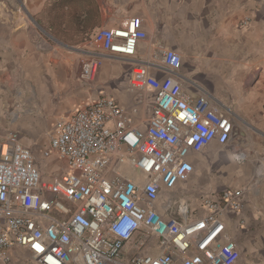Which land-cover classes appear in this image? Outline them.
<instances>
[{
  "label": "crops",
  "instance_id": "crops-1",
  "mask_svg": "<svg viewBox=\"0 0 264 264\" xmlns=\"http://www.w3.org/2000/svg\"><path fill=\"white\" fill-rule=\"evenodd\" d=\"M131 17H139L148 34L136 56L107 55L96 81L83 79L93 35ZM166 49L182 57L176 77L183 91L207 97L242 136L192 154L189 180L162 190L155 206L169 217L184 199L197 216L203 196L242 190L244 207L225 216L226 232L241 251L236 264H264V0H0V145L18 133L44 178L63 174L67 162L44 153L60 124L103 93L146 131L153 93L131 86V70L147 65L153 76L165 77ZM13 255L35 264L27 251Z\"/></svg>",
  "mask_w": 264,
  "mask_h": 264
},
{
  "label": "built area",
  "instance_id": "built-area-1",
  "mask_svg": "<svg viewBox=\"0 0 264 264\" xmlns=\"http://www.w3.org/2000/svg\"><path fill=\"white\" fill-rule=\"evenodd\" d=\"M147 39L139 17L99 29L89 41L93 53L85 59L81 77L96 81L105 56L135 57ZM181 67V55L166 49L160 64L165 77L156 78L147 65L132 68L131 86L153 93L146 131L136 128L127 110L104 93L62 122L44 153L67 162L61 175L44 178L18 133L4 139L0 264H23L15 259V249L29 252L35 264L237 263L241 251L226 232L225 216L243 209L242 190L203 196L204 212L197 216L184 199L169 217L155 206L162 190L173 191L189 180L192 154L233 138L230 116L207 97L183 91L176 77ZM171 210L167 207L166 214Z\"/></svg>",
  "mask_w": 264,
  "mask_h": 264
},
{
  "label": "water",
  "instance_id": "water-1",
  "mask_svg": "<svg viewBox=\"0 0 264 264\" xmlns=\"http://www.w3.org/2000/svg\"><path fill=\"white\" fill-rule=\"evenodd\" d=\"M238 136H242L241 129L238 126L235 125L234 128H233L232 137L235 138V137H238Z\"/></svg>",
  "mask_w": 264,
  "mask_h": 264
},
{
  "label": "rangeland",
  "instance_id": "rangeland-1",
  "mask_svg": "<svg viewBox=\"0 0 264 264\" xmlns=\"http://www.w3.org/2000/svg\"><path fill=\"white\" fill-rule=\"evenodd\" d=\"M129 174H132V173H129ZM153 254H156V252H154Z\"/></svg>",
  "mask_w": 264,
  "mask_h": 264
}]
</instances>
